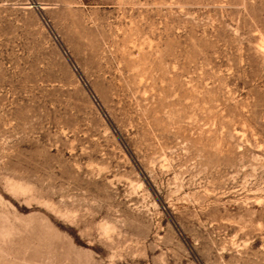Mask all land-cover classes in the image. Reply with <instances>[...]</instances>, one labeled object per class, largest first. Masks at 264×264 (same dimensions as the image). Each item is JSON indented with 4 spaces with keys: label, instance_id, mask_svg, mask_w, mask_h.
<instances>
[{
    "label": "rangeland",
    "instance_id": "rangeland-1",
    "mask_svg": "<svg viewBox=\"0 0 264 264\" xmlns=\"http://www.w3.org/2000/svg\"><path fill=\"white\" fill-rule=\"evenodd\" d=\"M0 264H264V0H0Z\"/></svg>",
    "mask_w": 264,
    "mask_h": 264
},
{
    "label": "bare ground",
    "instance_id": "bare-ground-1",
    "mask_svg": "<svg viewBox=\"0 0 264 264\" xmlns=\"http://www.w3.org/2000/svg\"><path fill=\"white\" fill-rule=\"evenodd\" d=\"M76 66V65H75Z\"/></svg>",
    "mask_w": 264,
    "mask_h": 264
}]
</instances>
